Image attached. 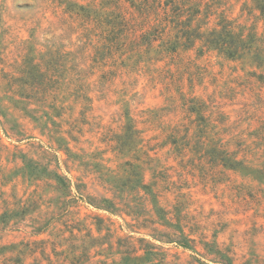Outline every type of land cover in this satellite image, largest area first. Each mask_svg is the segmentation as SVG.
Masks as SVG:
<instances>
[{
	"label": "rangeland",
	"instance_id": "1",
	"mask_svg": "<svg viewBox=\"0 0 264 264\" xmlns=\"http://www.w3.org/2000/svg\"><path fill=\"white\" fill-rule=\"evenodd\" d=\"M175 1L0 0V264H264V64L179 38L264 23Z\"/></svg>",
	"mask_w": 264,
	"mask_h": 264
},
{
	"label": "trees",
	"instance_id": "2",
	"mask_svg": "<svg viewBox=\"0 0 264 264\" xmlns=\"http://www.w3.org/2000/svg\"><path fill=\"white\" fill-rule=\"evenodd\" d=\"M250 1L253 3L255 10L258 12L261 20L264 23V0ZM170 3L171 5H178L175 0H170ZM64 5V14H68L75 19H82V22H85L87 26L89 23L93 22L99 28L97 31L102 37V46H105L108 38L115 33V27L118 24L114 25L111 21H104L103 19L107 17L105 14L103 16L99 15L97 10H90L86 6L77 5L72 2H64ZM186 28L187 30H185V32L194 31L188 30V26H186ZM181 29H183V27ZM191 37L200 41L203 46L217 50L219 54H222L227 58H244L245 56H248L255 63L260 65L264 64V51L262 53L257 52L254 44H256L258 38L255 36V34H253L252 30H247V32H244L242 27L235 28L232 26V23L228 22L227 20L219 21L215 29L209 30L205 33H199L195 31L194 34H181L179 38L185 42L186 40L191 39ZM219 159L223 162V165L232 170H236L237 168L239 169L242 166V161H237L230 156L226 157L222 154L219 156ZM55 178L59 183H65L67 181V179H65L63 176L56 175ZM181 239L183 240L179 241V243H184V241H186L184 240L185 238L183 236Z\"/></svg>",
	"mask_w": 264,
	"mask_h": 264
}]
</instances>
